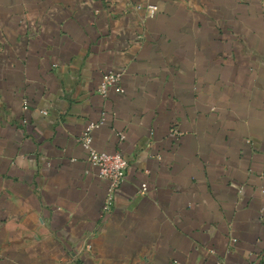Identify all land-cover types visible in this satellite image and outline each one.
<instances>
[{"label": "crops", "instance_id": "obj_1", "mask_svg": "<svg viewBox=\"0 0 264 264\" xmlns=\"http://www.w3.org/2000/svg\"><path fill=\"white\" fill-rule=\"evenodd\" d=\"M103 112L96 147L129 162L109 212L79 140ZM252 262L264 0H0V264Z\"/></svg>", "mask_w": 264, "mask_h": 264}, {"label": "built area", "instance_id": "obj_2", "mask_svg": "<svg viewBox=\"0 0 264 264\" xmlns=\"http://www.w3.org/2000/svg\"><path fill=\"white\" fill-rule=\"evenodd\" d=\"M136 8L145 9L147 16L151 18L155 17L159 11V6L157 4H137ZM123 75V70H109L105 72L97 87L99 94L102 97H107L112 88H115L117 92H123ZM105 121L106 113L103 112L100 120L88 122L79 140L82 147L87 152L91 165L97 168L99 176L107 181L109 196L106 199L107 205L105 207V212H109L112 205L111 197L124 183L129 162L120 150L108 151L100 150L96 147L94 132L102 127L105 124ZM118 137L120 140H124L126 135L124 133H118ZM235 240L236 239H234V241ZM250 264L260 263L252 262Z\"/></svg>", "mask_w": 264, "mask_h": 264}]
</instances>
